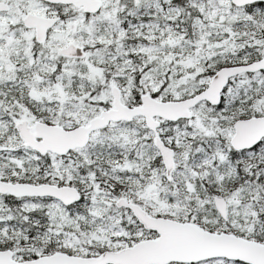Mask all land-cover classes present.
<instances>
[{
    "label": "snow or ice",
    "instance_id": "1",
    "mask_svg": "<svg viewBox=\"0 0 264 264\" xmlns=\"http://www.w3.org/2000/svg\"><path fill=\"white\" fill-rule=\"evenodd\" d=\"M0 264H264V0H0Z\"/></svg>",
    "mask_w": 264,
    "mask_h": 264
}]
</instances>
